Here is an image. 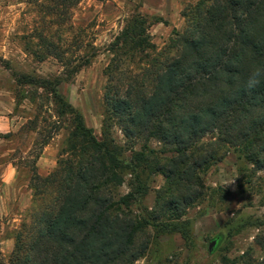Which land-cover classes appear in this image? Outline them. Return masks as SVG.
Returning a JSON list of instances; mask_svg holds the SVG:
<instances>
[{"label":"trees","instance_id":"trees-1","mask_svg":"<svg viewBox=\"0 0 264 264\" xmlns=\"http://www.w3.org/2000/svg\"><path fill=\"white\" fill-rule=\"evenodd\" d=\"M188 14L165 57L153 56L149 17H130L110 49L100 138L60 94L61 77L18 79L35 89L32 99L39 90L49 97L68 136L58 169L33 186L36 195L53 189L34 237L19 235L0 264H137L154 234L190 241L184 219L206 198L203 175L231 150L245 171L264 172V0H202ZM37 39L36 59L67 61L61 41ZM256 70L260 83L249 88ZM158 176L164 184L149 206Z\"/></svg>","mask_w":264,"mask_h":264},{"label":"rangeland","instance_id":"rangeland-1","mask_svg":"<svg viewBox=\"0 0 264 264\" xmlns=\"http://www.w3.org/2000/svg\"><path fill=\"white\" fill-rule=\"evenodd\" d=\"M180 1V16L165 21L160 14L146 13L147 0H72L67 8L60 0H0V122L5 126L0 134V170L3 165L16 169L17 189L22 195V207L2 219L1 261H9L19 235L25 243L34 237L53 189L43 187L42 195H36L33 186L58 169L68 136L66 124L60 123L49 97L39 90L32 99L35 89L19 85L18 79L22 75L61 77L60 94L82 113L88 127L100 138L108 85L106 70L113 60L111 46L130 17L142 14L152 24L149 34L156 46L153 56H167L175 33L183 34L188 29L184 12L191 18L202 0ZM163 24L173 27L170 35L155 33L153 27ZM39 36L61 41L67 61H40L32 56ZM142 58L136 59L135 70L144 66L139 65ZM66 62L70 63L67 71ZM74 68L81 69L70 75ZM115 138L126 146L121 131L116 130ZM234 153L231 150L222 163L203 175L206 198L184 219L190 241L180 234H154L148 254L137 264H264V172L253 174L251 168L245 171ZM163 184V177L154 178L147 205L153 206L155 192ZM128 191L125 184L121 192ZM216 240L210 252V244Z\"/></svg>","mask_w":264,"mask_h":264},{"label":"crops","instance_id":"crops-1","mask_svg":"<svg viewBox=\"0 0 264 264\" xmlns=\"http://www.w3.org/2000/svg\"><path fill=\"white\" fill-rule=\"evenodd\" d=\"M182 8L183 5L180 0H147L146 3L147 14H160V17H162L165 21L177 19L182 12ZM153 28L155 33L159 32L164 36L170 35L173 31V27L171 25L165 26L163 24L154 26ZM4 131L5 126L2 122H0V134L4 133ZM13 170L14 176H12L8 182H5L6 174L11 175ZM0 171V244H2L4 242L2 238L4 234L2 231V219L7 215L16 213L19 206L22 207V195L18 191L19 186L17 184L16 169L12 166L5 168L3 165L1 166ZM16 207L17 209H15Z\"/></svg>","mask_w":264,"mask_h":264},{"label":"clouds","instance_id":"clouds-1","mask_svg":"<svg viewBox=\"0 0 264 264\" xmlns=\"http://www.w3.org/2000/svg\"><path fill=\"white\" fill-rule=\"evenodd\" d=\"M260 76H261V72L259 70H256L252 73L248 81L249 88H253L260 83V79H259ZM12 176H14V170L12 171L11 175L6 174L5 182H8L12 178Z\"/></svg>","mask_w":264,"mask_h":264},{"label":"water","instance_id":"water-1","mask_svg":"<svg viewBox=\"0 0 264 264\" xmlns=\"http://www.w3.org/2000/svg\"><path fill=\"white\" fill-rule=\"evenodd\" d=\"M217 243H218V241L216 240V241H214V242H212V243L210 244V247H209L210 252H213L212 250H214V246H215Z\"/></svg>","mask_w":264,"mask_h":264}]
</instances>
